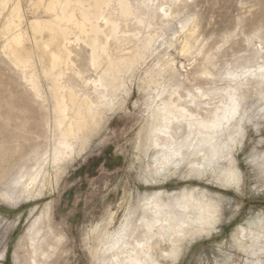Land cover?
Here are the masks:
<instances>
[{"label":"rangeland","instance_id":"rangeland-1","mask_svg":"<svg viewBox=\"0 0 264 264\" xmlns=\"http://www.w3.org/2000/svg\"><path fill=\"white\" fill-rule=\"evenodd\" d=\"M39 1L0 0V197L6 198H0V264H93L101 230L119 206L136 205L144 193L178 192L186 186L204 190L201 194L217 206L219 220L210 236L185 245L179 264L247 263L244 255L237 256L231 236L239 226L247 228L248 222L257 218L264 222V84L251 78L239 90L243 135L225 150L224 155L231 158L217 164L218 172H207L199 180L185 182L175 177L146 185L148 159L143 148L149 130L150 98L156 91H165V100L171 92L189 98L197 89L207 95L221 94L235 85L227 80L228 73L255 74L264 67V0H125L133 12L126 29L134 30L139 41L152 38V47L145 61L125 77L114 112L107 113L84 154L64 166L66 171L57 184L48 159L54 144L50 112L34 98L12 65L5 45L8 39L2 32L9 13L18 7L19 31L27 44L33 45L31 23L38 18L50 19L37 6ZM115 11L113 17L119 21L120 12ZM73 51L78 68L86 69L83 46ZM36 62V72H40ZM38 72L45 90V80ZM212 104L209 98L202 99L203 116ZM76 149L78 152V146ZM36 168L49 194L45 191L36 201L18 198L12 192V182L20 172L33 173ZM235 170L241 173V181L230 186ZM46 205L49 218L43 216L37 240L46 239L50 249L44 241L41 251L45 255L41 256L34 254L28 234ZM121 217L119 211L116 227ZM96 227L100 230L93 232ZM58 237L61 244L53 250Z\"/></svg>","mask_w":264,"mask_h":264},{"label":"bare ground","instance_id":"bare-ground-1","mask_svg":"<svg viewBox=\"0 0 264 264\" xmlns=\"http://www.w3.org/2000/svg\"><path fill=\"white\" fill-rule=\"evenodd\" d=\"M44 1L40 0L37 6L43 8L50 19L40 21L38 18L31 23L33 45H28L19 31L21 17L18 7L10 10L2 32L8 39L5 45L12 65L19 70L34 98L50 112L54 144L48 159L54 166L57 184L66 171L64 166L86 151L107 113L114 112L116 101L125 88V77L145 61L153 39L139 41L134 30L126 29L133 12L125 0H49L46 6ZM1 6L5 8V5ZM115 8L120 12L119 21L113 17ZM78 46H83L87 53L86 69L76 65L73 48ZM184 50L187 52L188 46ZM35 60L47 91L43 90L37 76ZM258 70L254 71L255 74L228 73L227 80L235 85L222 90L221 94L207 95L197 89L196 95L185 99L177 92H171L167 100V95L163 99V90L152 94L147 122L149 130L143 148L148 159L147 178L143 179L146 185L163 183L175 177L185 182L199 180L205 178L207 172H218L217 164L228 158L224 155L225 150L237 136L243 135L239 90L244 89L245 82L251 78L264 84V67ZM206 73L204 75L210 76ZM124 93L127 95L129 92ZM204 98L213 102L212 109H207L205 116L201 112L203 106H200ZM40 173L38 168L33 173L20 172L11 184L12 192L26 201H36L45 196L48 188L39 181ZM231 178L230 186L233 183L239 185L241 173L235 170ZM203 191L197 186H186L172 193H144L133 206L120 204L101 230L92 263L179 264L185 248L202 236H210L218 224L217 206L205 199L201 194ZM0 198L6 199L4 196ZM48 205L43 206L40 215L34 219L28 234L35 255H45L41 249L46 239H37L43 216L49 218ZM119 211L122 217L117 220L116 227ZM262 219L248 222L247 228L239 226L231 236L237 256L246 258L247 263L243 264H262ZM97 230L100 229L96 227L93 232ZM57 239L54 238L56 245L51 247L53 250L61 244L62 238ZM46 246L50 249L48 242ZM100 257L108 258L101 260ZM45 260H50V257Z\"/></svg>","mask_w":264,"mask_h":264}]
</instances>
